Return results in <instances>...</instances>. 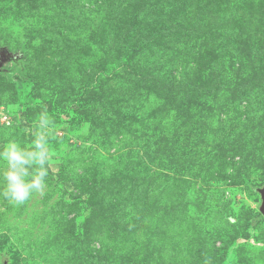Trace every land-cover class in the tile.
Masks as SVG:
<instances>
[{
    "label": "rangeland",
    "instance_id": "1",
    "mask_svg": "<svg viewBox=\"0 0 264 264\" xmlns=\"http://www.w3.org/2000/svg\"><path fill=\"white\" fill-rule=\"evenodd\" d=\"M45 108L0 264H264V0H0V145Z\"/></svg>",
    "mask_w": 264,
    "mask_h": 264
},
{
    "label": "clouds",
    "instance_id": "2",
    "mask_svg": "<svg viewBox=\"0 0 264 264\" xmlns=\"http://www.w3.org/2000/svg\"><path fill=\"white\" fill-rule=\"evenodd\" d=\"M54 129V119L45 108L37 114L30 144L8 140L0 145V197L13 207L44 193L52 163L49 142L55 138Z\"/></svg>",
    "mask_w": 264,
    "mask_h": 264
},
{
    "label": "water",
    "instance_id": "3",
    "mask_svg": "<svg viewBox=\"0 0 264 264\" xmlns=\"http://www.w3.org/2000/svg\"><path fill=\"white\" fill-rule=\"evenodd\" d=\"M262 199H263V204H262V207H261V212L264 215V190L262 191ZM4 264H7V263L5 262Z\"/></svg>",
    "mask_w": 264,
    "mask_h": 264
},
{
    "label": "trees",
    "instance_id": "4",
    "mask_svg": "<svg viewBox=\"0 0 264 264\" xmlns=\"http://www.w3.org/2000/svg\"><path fill=\"white\" fill-rule=\"evenodd\" d=\"M261 218H262V215L259 214V215L257 216V218H256V221H259Z\"/></svg>",
    "mask_w": 264,
    "mask_h": 264
}]
</instances>
